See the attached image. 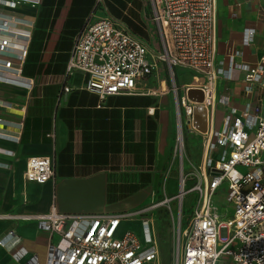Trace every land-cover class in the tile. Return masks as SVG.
Returning a JSON list of instances; mask_svg holds the SVG:
<instances>
[{"label":"built area","instance_id":"built-area-1","mask_svg":"<svg viewBox=\"0 0 264 264\" xmlns=\"http://www.w3.org/2000/svg\"><path fill=\"white\" fill-rule=\"evenodd\" d=\"M147 2L153 26L151 44L114 17L106 0H96L93 12L72 37L66 74H85L82 88L100 101L113 95L147 92L143 83L149 76L155 78L156 90L164 80L168 89L160 94L175 97L176 156H182L177 148L184 144L185 131L201 141L196 182L188 188L182 177L175 195H165L136 211L75 215L59 213L51 206L43 215L2 214L0 218L39 220L51 238L57 237L55 242L50 240L45 264H162L154 220L167 216L174 221L169 203L182 192H193L198 195L194 211L187 217L183 212L177 216L176 249L170 264H264V53L247 63L240 61V50L230 49L226 66L215 60V0ZM40 3L0 0V73L23 78L32 28L31 23L4 12ZM257 11L264 24V3ZM254 32L245 29L244 44ZM176 69L187 72L189 82L178 85ZM235 70L244 73L242 90L252 97L242 107L230 105L228 95H217L218 82L231 81ZM189 89H200L203 101L190 100ZM217 104L227 107L220 121L215 115ZM195 105L206 108L204 133L193 126ZM23 177L37 184L53 179L51 158H28ZM223 200L229 209L221 213L216 201ZM136 219L142 223V239L122 229L125 221Z\"/></svg>","mask_w":264,"mask_h":264},{"label":"crops","instance_id":"crops-1","mask_svg":"<svg viewBox=\"0 0 264 264\" xmlns=\"http://www.w3.org/2000/svg\"><path fill=\"white\" fill-rule=\"evenodd\" d=\"M110 1L116 2V10L133 29L152 35L147 0ZM95 2L41 0L37 7L21 5L4 12L32 28L23 78L0 73V215H43L51 206L64 214H118L156 202L170 128L164 107L168 94H160L168 89L166 83L156 90L151 86L155 78L149 76L143 83L147 92L100 101L82 88L85 74H66L72 37ZM215 3V60L226 66V53L236 49L242 52L240 61H255L264 53V24L257 11L264 0ZM245 29L255 30L248 44L243 41ZM241 75L235 70L231 81L217 84V95H228L235 107L252 98L242 90ZM217 108L222 109L219 118ZM226 111V106L217 104L218 121ZM174 124L176 132L175 119ZM30 157L51 158L53 179L44 184L26 181L23 171ZM132 229L137 233L135 226ZM50 240L57 237L51 238L39 220L0 218V264H45Z\"/></svg>","mask_w":264,"mask_h":264},{"label":"rangeland","instance_id":"rangeland-1","mask_svg":"<svg viewBox=\"0 0 264 264\" xmlns=\"http://www.w3.org/2000/svg\"><path fill=\"white\" fill-rule=\"evenodd\" d=\"M106 4L108 8L110 9L111 14L114 17L120 18L129 28L130 30L138 34L142 39H144L146 42L152 43V40L148 33H144L139 31L137 28L133 29V25L131 22H129L127 19L124 18V15L121 13V11L116 10V2L106 0ZM120 4V3H119ZM243 74L241 77H243ZM176 83L179 85L181 82H187L190 80V76L187 72H183L180 69H176ZM165 83L163 80L161 84ZM157 83L152 84L151 86L153 88H156ZM168 88V86H167ZM166 104H164V107H166V111L168 108L169 113V124L170 128L168 126L166 130V137H165V144L163 147V159L161 161L160 165V180L158 182V191L157 196L155 198L156 201H161L164 199V192H163V185L165 184V190L168 193L167 197L169 198V194L172 196L175 195L179 190V183L181 181V178H185L186 181V187H191L196 182V170L197 166L199 165L201 161V152H202V145L201 141L195 137H193L191 134H189L187 131H185V140L184 144L182 145L183 150L181 153H179L177 148V157L175 154V114H176V107H175V97L172 93H169L166 96ZM222 109L217 108V117L219 118L220 113ZM253 138V134L250 135V139ZM225 190V185L221 187ZM180 195V194H179ZM179 195L177 198H174L169 204L172 209V213L174 216V221L167 216L161 217V218H155V234L158 240L159 248H160V254H161V261L162 264H170L173 255H174V248L176 249V242H177V209L179 208L180 213L183 212L184 216H190L191 213L194 211L197 201H198V195L196 193H188L185 195L184 199L183 196L181 199H179ZM184 195V194H183ZM152 201V200H150ZM149 201V202H150ZM219 211L221 213L227 211L229 208L226 206L225 200L217 202ZM149 205V204H148ZM178 210V211H179ZM137 221L132 222L133 220L128 221V224H122L123 230L129 229L132 230V227L135 226L137 233L139 232V235L137 236L140 238L142 237L141 234H143L142 229V223L140 219H136ZM185 222V219L183 220ZM126 223V222H125ZM185 226V223H183L182 227ZM134 232V231H133ZM228 259L223 258V261H227ZM232 264V263H229Z\"/></svg>","mask_w":264,"mask_h":264},{"label":"water","instance_id":"water-1","mask_svg":"<svg viewBox=\"0 0 264 264\" xmlns=\"http://www.w3.org/2000/svg\"><path fill=\"white\" fill-rule=\"evenodd\" d=\"M187 96L190 100L196 103H201L203 101V93L200 89H189L187 91ZM206 117V108L203 105H195L193 110V126L199 132L204 133L206 131Z\"/></svg>","mask_w":264,"mask_h":264},{"label":"bare ground","instance_id":"bare-ground-1","mask_svg":"<svg viewBox=\"0 0 264 264\" xmlns=\"http://www.w3.org/2000/svg\"><path fill=\"white\" fill-rule=\"evenodd\" d=\"M183 150V147H182V144H179L178 145V151H179V153H181V151ZM180 190H182V184H180ZM185 195V193L184 192H182V193H180V195H179V199H181L182 198V196L184 197V195ZM179 210V208L177 209V214H178V216H179V214H180V210Z\"/></svg>","mask_w":264,"mask_h":264},{"label":"trees","instance_id":"trees-1","mask_svg":"<svg viewBox=\"0 0 264 264\" xmlns=\"http://www.w3.org/2000/svg\"><path fill=\"white\" fill-rule=\"evenodd\" d=\"M108 7V6H107ZM109 9V8H108ZM109 11H110V9H109ZM111 13V12H110ZM28 55V54H27ZM26 59H27V57H26Z\"/></svg>","mask_w":264,"mask_h":264}]
</instances>
